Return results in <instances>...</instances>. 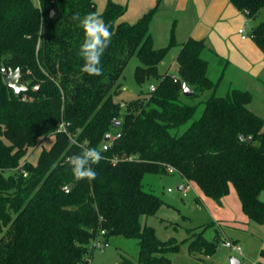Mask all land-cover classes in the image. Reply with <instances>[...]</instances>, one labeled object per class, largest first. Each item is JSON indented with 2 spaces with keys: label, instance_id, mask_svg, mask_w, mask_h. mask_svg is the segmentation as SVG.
I'll use <instances>...</instances> for the list:
<instances>
[{
  "label": "trees",
  "instance_id": "trees-1",
  "mask_svg": "<svg viewBox=\"0 0 264 264\" xmlns=\"http://www.w3.org/2000/svg\"><path fill=\"white\" fill-rule=\"evenodd\" d=\"M231 1L250 18L264 8V0ZM160 2L128 22L118 20L127 6L114 0L99 14L94 0H0V264H89L102 228L108 242L115 234L138 241L136 260L123 255L117 264H172L182 242L161 238L140 219L164 203L144 189L150 172H179L217 203L233 185L243 212L264 222V114L252 109L248 89L216 92L203 39L185 40L175 71L160 72L159 64L178 45L172 29L168 44L155 46L150 23ZM90 12L112 32L100 76L81 71L84 32L72 18ZM249 32L264 53V19ZM133 56L140 62L136 82L155 79L156 87L149 84L146 93L122 102L115 95ZM17 68L27 85L18 96L4 82ZM183 83L194 96L210 94L201 101V114L180 131L199 106L182 100ZM62 120L69 121L68 132L57 130ZM107 133L120 135L106 156L125 152L134 158L112 163L105 157L93 165L96 179L75 180L68 157L84 147L100 149ZM52 134L54 142L37 161L26 160L39 139ZM222 233L210 239L201 229L188 248L213 255L222 240L231 239L224 228Z\"/></svg>",
  "mask_w": 264,
  "mask_h": 264
},
{
  "label": "crops",
  "instance_id": "crops-1",
  "mask_svg": "<svg viewBox=\"0 0 264 264\" xmlns=\"http://www.w3.org/2000/svg\"><path fill=\"white\" fill-rule=\"evenodd\" d=\"M94 1L96 12L99 14L105 9L108 0ZM114 1L127 6L118 20L128 22L136 21L157 2V0ZM263 19L264 8L256 17L250 18L231 0H161L150 23V31L156 45L157 33L161 32L163 38L169 42L173 29L178 42L173 48L178 47V51L189 37L203 39L206 44L203 55L209 61L208 75L217 81L216 92L221 90L225 93L232 87L248 89L253 95L252 109L264 114V53L252 37L242 38L238 33L242 26L249 32ZM177 52L174 54L175 57ZM185 182L188 181L185 179ZM189 182L196 184L194 181ZM197 187L199 188L198 185ZM260 197L264 200V191L260 193ZM217 204L226 212L224 218L226 224H223L230 231V234L226 233L227 236L242 245L243 253L238 254L229 249L228 259L226 256L217 255L213 260L212 257L217 251L208 257L214 264H230L233 255L241 259V264H264V256L261 254L264 249V222L256 223L243 212L240 198L233 185L221 203Z\"/></svg>",
  "mask_w": 264,
  "mask_h": 264
},
{
  "label": "rangeland",
  "instance_id": "rangeland-1",
  "mask_svg": "<svg viewBox=\"0 0 264 264\" xmlns=\"http://www.w3.org/2000/svg\"><path fill=\"white\" fill-rule=\"evenodd\" d=\"M157 35L158 38L156 39L155 46L166 45L168 41L166 38H163L161 32L157 33ZM177 51L178 47L173 48L159 64L161 73L175 71L177 63L174 54ZM139 63L136 56L130 58L120 79L122 84L120 91L115 95L117 100L123 102L137 95H142V93H146L149 84L156 82L153 79V82L147 81L143 86H140L136 82L134 70ZM217 93L223 94L221 90H218ZM209 94L210 92L204 91L195 96H182L184 102L198 104L199 106L194 117L183 125L180 131L185 129L191 120L201 114L203 109L201 101ZM54 140V134L40 138L38 144L29 150L26 160L37 161L41 150L49 148ZM182 184H186V182L179 172L146 173L143 178L144 189L151 190L159 195L164 203L155 215H142L140 218L141 222L155 226L161 238L165 239L174 236L179 242H182L181 250L173 256L172 264H214L212 259L205 256L206 254L203 252L189 250L188 245L194 240V233L201 229H205V235L210 239L218 232L224 235L225 233H222V228H224L226 233L230 234L227 226L223 224H226L224 219L226 212L223 211V208L213 198L201 192L196 184H191L188 193L183 195L181 190L178 189ZM169 187L171 190H168ZM228 251H230L229 248L220 243L215 256L212 257L213 260L217 255L226 256L228 259ZM138 253L139 245L137 239L115 234L109 237V245L104 250L96 249L93 251L92 260L89 264H117L123 255L136 260Z\"/></svg>",
  "mask_w": 264,
  "mask_h": 264
},
{
  "label": "clouds",
  "instance_id": "clouds-1",
  "mask_svg": "<svg viewBox=\"0 0 264 264\" xmlns=\"http://www.w3.org/2000/svg\"><path fill=\"white\" fill-rule=\"evenodd\" d=\"M73 20L78 21V26L84 32V40L79 48V55L83 59L81 71L89 76L103 74L101 58L109 47L112 38L110 26L102 17L94 12L81 17L79 13L73 15ZM105 159L102 151L96 147H84L79 154L68 157L72 176L75 180H94L97 172L93 165Z\"/></svg>",
  "mask_w": 264,
  "mask_h": 264
},
{
  "label": "built area",
  "instance_id": "built-area-1",
  "mask_svg": "<svg viewBox=\"0 0 264 264\" xmlns=\"http://www.w3.org/2000/svg\"><path fill=\"white\" fill-rule=\"evenodd\" d=\"M244 12L247 14L248 10H244ZM238 33L241 35L242 38L252 37V35L250 34V32L247 31L245 26L240 27L238 29ZM1 70L3 72H5V68L4 67H2ZM174 80H177V79L174 78ZM38 87H39L38 84L34 85V89H37ZM155 87H156L155 84H153V83L150 84V90H154ZM23 98H25V96ZM121 105L124 106V103H122ZM68 125H69V121L62 120L59 123L57 130L58 131H63V132H68ZM119 135H120V133H115V134L111 133L109 139L105 140V142L102 144L101 148L99 149V150L102 151L103 156L109 158L112 163H117L118 161H122V160H132L134 158L133 155L127 154L125 152L124 153H114V154H112L110 156H106L105 151H107L110 148L112 142ZM240 138L244 139L245 136L241 135ZM169 169L173 170L172 167H170ZM25 174H27V173L25 172ZM190 187H191V183L189 181L186 184L182 185V188H181L182 194L186 195L188 193V190L190 189ZM63 189L65 191H69V185H67V184L64 185ZM168 190H171V188L169 187ZM105 234H106V229L102 228L99 231V234L93 239L91 245H92L94 250H96V249L104 250L109 245V242L105 239ZM222 245H224L225 247L231 249L235 253H238V254H242L243 253L242 245L240 243H238V242L232 241L231 239L223 240Z\"/></svg>",
  "mask_w": 264,
  "mask_h": 264
},
{
  "label": "water",
  "instance_id": "water-1",
  "mask_svg": "<svg viewBox=\"0 0 264 264\" xmlns=\"http://www.w3.org/2000/svg\"><path fill=\"white\" fill-rule=\"evenodd\" d=\"M4 82L12 89L14 94L18 96L21 91H24L27 89V85L21 81V71L19 68L15 70H9V72L4 76ZM182 92L184 95H193L195 90L191 88L186 83H183ZM110 137V134L107 133L105 135V140H108ZM247 142H250L252 140L251 136L247 137ZM182 186H179L178 189L181 190ZM230 264H241V259L237 257L236 255L231 256L230 258Z\"/></svg>",
  "mask_w": 264,
  "mask_h": 264
}]
</instances>
